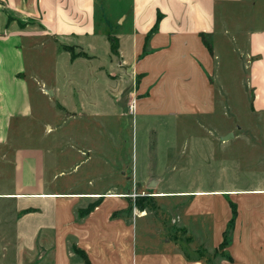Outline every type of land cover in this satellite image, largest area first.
Listing matches in <instances>:
<instances>
[{"label":"crops","instance_id":"obj_1","mask_svg":"<svg viewBox=\"0 0 264 264\" xmlns=\"http://www.w3.org/2000/svg\"><path fill=\"white\" fill-rule=\"evenodd\" d=\"M114 3L120 5L115 20ZM262 19L264 0H0V171L6 166L12 171V186L0 190V200L13 204L19 211L14 221L20 242L17 249H36L39 244L45 256H50L51 264H204L197 257L176 250L146 252L138 230L147 213L135 207L128 215L133 203L130 199L133 195L128 192L114 190L113 186L96 189L93 180L88 181V188L77 189L76 186L86 183L85 178L62 185L57 182L63 171L58 174L47 165L49 153L54 152L48 140L53 128L44 120L42 107L48 100H56L64 109L67 103L78 105L82 100L83 106L92 105L94 95L88 94L79 75L75 76L80 74L81 68L76 65L80 64L79 57L74 58L65 49L66 40H74L94 58L110 61L112 38L117 39L122 65L133 75L151 74L150 68L155 65V73L160 66L163 71L166 65L158 59L175 55L178 58H173L169 67L185 68L180 73V82L196 88L195 82L199 81L208 89L207 73L214 66V58L202 37L213 39L234 26L246 50L247 86L253 89L255 111L264 112ZM155 25L149 44L152 53L141 60L140 54ZM45 48L49 49L47 54ZM213 48L216 50L214 45ZM62 55L69 62L67 67L58 66ZM50 60H54V65L48 68ZM175 60L178 66L174 65ZM110 64L95 67L94 70H101L98 75L103 70L105 76L99 77L100 81L92 78L91 82L93 87L103 85V97L112 103ZM142 81L141 90L150 88ZM180 87L176 80L170 83V88ZM184 99L190 107L203 102H196V96L193 101L189 97ZM211 100L212 109L206 106L203 111L212 112L214 96ZM90 151L93 150L88 149V154ZM255 190L264 191L234 187L189 193L192 197L186 216L214 217L215 226L223 225L222 241L232 217L226 197L236 203L238 216L231 240L234 245L238 241V245L246 247H240L237 253L234 246L231 264H264V210L255 212L257 206L251 204L250 193ZM92 205L95 206L85 216L79 217L80 210ZM242 209L246 211L242 213ZM249 216L258 219L259 226L253 227ZM71 243L82 253H74Z\"/></svg>","mask_w":264,"mask_h":264},{"label":"rangeland","instance_id":"obj_2","mask_svg":"<svg viewBox=\"0 0 264 264\" xmlns=\"http://www.w3.org/2000/svg\"><path fill=\"white\" fill-rule=\"evenodd\" d=\"M119 7L117 3L112 6L113 20L119 16ZM150 38L140 54L141 60L152 53ZM205 40L216 49L211 52L207 47L214 58V66L207 73L208 89L199 81L195 82L196 88L180 82V73L185 68L169 67L173 58H178L175 55L158 59L166 65L163 71L160 66L155 73V65L150 68L151 74L133 75L122 65L119 51L113 48L119 43H112L113 55L109 61L94 58L74 40H66L64 47L79 55L80 64L76 65L81 69L75 76L79 75L82 86L94 98L91 106H83V100L78 105L67 103L65 109L56 100H48L43 105V118L53 128L50 127L48 140L54 152L49 153L47 165L58 174L63 171L57 176L61 185L85 178L86 183L76 186L77 189L88 188V181L93 180L96 189L113 186L114 190L133 195L130 196L132 207L127 213L131 215L135 207L145 208L147 214L139 222L138 235L146 252L176 250L188 257L195 256L204 264H231L228 256L235 251L234 246L238 253L246 245H238V241L234 245L232 239L231 251L227 248L223 252L220 248L223 225L215 226L211 216H186L192 197L189 193L234 187L264 190V112L255 111L253 105V89L247 86L246 50L237 28L228 27L227 33L223 31L213 39L202 37L206 45ZM48 52L45 48L44 54ZM175 61L174 65L178 66L179 62ZM109 62L112 103L104 99L103 85L93 87L91 82L92 78L100 81L99 77L105 76L103 70L98 75L101 70L94 68L109 66ZM53 65L54 60L47 64L48 68ZM67 65L69 62L62 55L58 66ZM142 80L150 88L141 90ZM175 80L182 88H170ZM194 96L198 99L196 102H203L190 107L184 97L193 101ZM212 96L215 100L212 112L203 111L206 106L212 109ZM133 102L137 108L132 114L129 104ZM228 133L234 137L223 140L222 136ZM88 149L93 151L88 154ZM9 170L6 166L0 171V190L12 186ZM103 174L106 176L100 179L99 175ZM159 193L167 195H156ZM250 194L251 204L257 206L255 212L264 210V191ZM226 201L230 207L234 203L230 196ZM18 212L13 204L0 200V264H51L50 256H45L39 244L36 249H17L20 242L14 221ZM251 217L253 227L259 226L260 221Z\"/></svg>","mask_w":264,"mask_h":264},{"label":"trees","instance_id":"obj_3","mask_svg":"<svg viewBox=\"0 0 264 264\" xmlns=\"http://www.w3.org/2000/svg\"><path fill=\"white\" fill-rule=\"evenodd\" d=\"M156 24H157V23H156ZM155 27L157 28V26L155 25V26L153 27L152 31L148 34L147 40L150 38L151 33H152L153 31H155ZM203 38H205V36H204ZM116 42L118 43V40L112 38V43H116ZM146 43H147V42H146ZM205 43H206V46L209 48V50H210L211 52H213V47H212L211 43L208 42V41H206V40H205ZM117 46H118V45H115V44L113 45V48L115 47L114 50L117 49ZM65 49H66V50H69V51L72 53V56H73L74 58L79 57V55H77L76 53H74V51H72L69 47L65 46ZM144 53H146L145 50H144ZM94 206H95V205H92L90 208H87L86 210H82V211L80 210V212H79V217H83V216H85V214H86L88 211H90ZM139 209H140V210H144L145 208L142 207V206H140ZM231 210H232V217H231V219H230L229 222H228L227 228H226V230H225V232H224V238H223V241H222V243L220 244V248L223 250V252H224V250L229 246V244H230V242H231L232 232H233V230H234L235 221H236V218H237V216H238V209H237V205H236V203H232V204H231ZM127 211H129V210H127ZM176 238H177V237H176ZM70 249H71L74 253H76V254H78V255L82 253V251L76 246L75 243H71V244H70ZM228 257H229L230 260L232 259V257H230V255H229Z\"/></svg>","mask_w":264,"mask_h":264},{"label":"water","instance_id":"obj_4","mask_svg":"<svg viewBox=\"0 0 264 264\" xmlns=\"http://www.w3.org/2000/svg\"><path fill=\"white\" fill-rule=\"evenodd\" d=\"M49 94H50V95H53V92H52V91H49ZM231 137H234V134H233V133H228V134L222 136V139H223V140H228V139H230ZM153 185H154V183H151V186H153Z\"/></svg>","mask_w":264,"mask_h":264},{"label":"built area","instance_id":"obj_5","mask_svg":"<svg viewBox=\"0 0 264 264\" xmlns=\"http://www.w3.org/2000/svg\"><path fill=\"white\" fill-rule=\"evenodd\" d=\"M136 108H137V106L135 105V102L129 104V110H130L129 112L130 113H132V114L135 113Z\"/></svg>","mask_w":264,"mask_h":264},{"label":"bare ground","instance_id":"obj_6","mask_svg":"<svg viewBox=\"0 0 264 264\" xmlns=\"http://www.w3.org/2000/svg\"><path fill=\"white\" fill-rule=\"evenodd\" d=\"M255 191H256V190H255ZM199 193H202V192H199ZM230 193H233V192H230ZM163 194H164V193H161V194L159 193V194H157V195H163Z\"/></svg>","mask_w":264,"mask_h":264}]
</instances>
